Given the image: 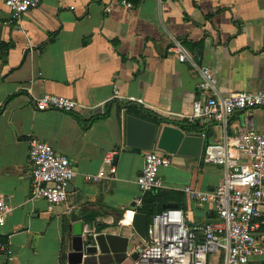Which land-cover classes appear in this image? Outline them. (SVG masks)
I'll return each instance as SVG.
<instances>
[{
    "label": "crops",
    "instance_id": "1",
    "mask_svg": "<svg viewBox=\"0 0 264 264\" xmlns=\"http://www.w3.org/2000/svg\"><path fill=\"white\" fill-rule=\"evenodd\" d=\"M40 1L19 30L2 24L10 11L0 0V44L11 45L0 52V199L12 209L0 226V264H69L76 225L83 233L127 237L133 257L144 248L130 221L145 196L137 178L149 150L127 146L125 112L148 111L155 122L148 121L161 126L189 124L181 116L205 96L191 65L168 52L175 40L212 69L220 94L264 91V0H140L132 8L121 0ZM117 91L123 100L114 98ZM47 94L104 103L107 115L38 111L36 100ZM196 123L197 133L184 132L202 133L206 143L226 134L234 142L246 129L264 134V109L239 112L227 126ZM31 137L72 161L66 203L49 208L44 199H31ZM111 154L112 164L105 163ZM172 160L159 171L164 188L156 193L182 194L186 186L209 192L222 179V169L201 158ZM101 169L109 179L85 180ZM182 195V206L170 195L161 198L163 206L178 204L190 224L210 219V206ZM257 235L264 241V227ZM135 260L127 256L119 264ZM253 262L264 264V255Z\"/></svg>",
    "mask_w": 264,
    "mask_h": 264
},
{
    "label": "built area",
    "instance_id": "2",
    "mask_svg": "<svg viewBox=\"0 0 264 264\" xmlns=\"http://www.w3.org/2000/svg\"><path fill=\"white\" fill-rule=\"evenodd\" d=\"M3 1L10 16L2 24L19 30H22L24 15L41 3L40 0ZM121 4L134 7L128 0H121ZM105 11L111 13L112 8ZM168 52L180 62L189 63L200 78L199 89L205 97L194 103L190 115L181 116L188 123L209 121L227 126L239 112L264 109V91L222 95L212 69L193 59L182 43L173 41ZM114 98L123 100L118 91ZM35 107L38 111L107 115L104 103L87 106L53 94L36 100ZM28 144L32 166L31 199H44L49 208L66 203L67 188L75 176L72 161L36 137H31ZM172 158V155L158 149L145 152L144 166L137 178L142 196L164 188L159 171L170 167ZM112 160L113 154L108 155L104 162L112 164ZM201 160L221 168L222 179L209 192L192 186H186L181 192L189 203L210 206V219L201 224H190L187 211L180 206L155 213L148 218L144 248L135 251V264H257L253 259L264 255V241L257 235L264 227V134L253 128L246 129L234 142L226 134L223 141L204 145ZM104 179H109L105 169L85 175V180L91 183H100ZM11 210L0 199V226ZM88 234L97 235L89 231L83 233L84 236ZM0 249L4 250L5 246L1 245ZM127 256L133 258L132 255Z\"/></svg>",
    "mask_w": 264,
    "mask_h": 264
},
{
    "label": "water",
    "instance_id": "3",
    "mask_svg": "<svg viewBox=\"0 0 264 264\" xmlns=\"http://www.w3.org/2000/svg\"><path fill=\"white\" fill-rule=\"evenodd\" d=\"M126 114V143L128 147L151 150L156 147L166 154L178 157L200 159L205 136L190 135L178 127L161 126L139 116ZM119 156H115V162ZM69 190V185L68 188ZM135 207V205H133ZM178 204H167L163 208H178ZM149 216L135 212L132 229L141 239L146 238ZM78 228V229H77ZM129 239L114 234L83 235L80 225L73 227L69 264H119L127 258ZM133 258L137 259V255ZM6 264V263H5Z\"/></svg>",
    "mask_w": 264,
    "mask_h": 264
},
{
    "label": "trees",
    "instance_id": "4",
    "mask_svg": "<svg viewBox=\"0 0 264 264\" xmlns=\"http://www.w3.org/2000/svg\"><path fill=\"white\" fill-rule=\"evenodd\" d=\"M129 2H131L134 6L139 5L140 0H128ZM11 47L10 44H0V52L1 55H3L4 52L8 51V49ZM132 114V113H131ZM133 115H138L139 117L143 118V119H149L152 122H155L154 120H152V118L150 117V114L148 111H141V112H137L136 114ZM197 123H189V124H183L181 125V129L187 133H197V129L198 126H196ZM171 197L174 198V200H176L179 204H183V195L178 193V192H171L168 193ZM168 196L167 194H165V192H149L147 193L144 197H143V203L142 206L138 209V212L140 213H144L147 214L149 217H151L152 215H154L155 213L161 212L163 210V203H162V197L163 196ZM0 243H5V241L0 237Z\"/></svg>",
    "mask_w": 264,
    "mask_h": 264
},
{
    "label": "rangeland",
    "instance_id": "5",
    "mask_svg": "<svg viewBox=\"0 0 264 264\" xmlns=\"http://www.w3.org/2000/svg\"><path fill=\"white\" fill-rule=\"evenodd\" d=\"M124 264H130L129 262H126V263H124Z\"/></svg>",
    "mask_w": 264,
    "mask_h": 264
}]
</instances>
